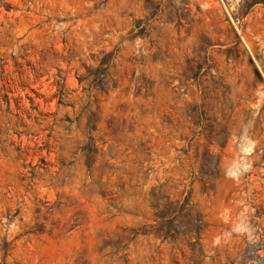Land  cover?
Returning a JSON list of instances; mask_svg holds the SVG:
<instances>
[{"label":"rangeland","instance_id":"374dc122","mask_svg":"<svg viewBox=\"0 0 264 264\" xmlns=\"http://www.w3.org/2000/svg\"><path fill=\"white\" fill-rule=\"evenodd\" d=\"M0 264H264V0H0Z\"/></svg>","mask_w":264,"mask_h":264}]
</instances>
